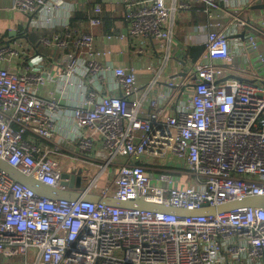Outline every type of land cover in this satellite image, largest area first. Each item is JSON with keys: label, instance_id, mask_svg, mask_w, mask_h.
I'll list each match as a JSON object with an SVG mask.
<instances>
[{"label": "built area", "instance_id": "1", "mask_svg": "<svg viewBox=\"0 0 264 264\" xmlns=\"http://www.w3.org/2000/svg\"><path fill=\"white\" fill-rule=\"evenodd\" d=\"M232 1L239 5L240 0ZM12 2L30 26L50 28L55 18L66 20L63 29L39 39L43 46L64 50L66 64L55 78L48 70L51 56H31L13 40L0 45V159L59 189H66L62 172L79 174L80 187L70 190L83 196L142 200L191 213L42 197L0 168V257L21 254L32 264H264V208L194 213L264 196V77L229 78L225 67L211 62L230 58L229 32L208 33L202 58L183 75L167 79L171 92L162 102L160 96L147 99L161 62L144 52L156 42L165 48L172 35L167 0H122L125 28L104 34L105 41L127 43L132 56L144 57L147 70L156 69L143 86L135 64L103 63L98 57L110 50L95 48L93 32L70 29L81 0ZM87 18L89 28L103 26L101 5L94 4ZM19 59L21 68L13 64ZM53 83L56 90L71 89L80 97L70 111L80 130L75 154L64 156L65 163L43 143L52 141L56 113L67 103L64 94L62 103L52 90L42 94ZM188 87L189 97L180 101ZM118 156L124 160L116 164ZM144 157L155 162L147 165ZM111 166L116 171L110 177Z\"/></svg>", "mask_w": 264, "mask_h": 264}, {"label": "crops", "instance_id": "2", "mask_svg": "<svg viewBox=\"0 0 264 264\" xmlns=\"http://www.w3.org/2000/svg\"><path fill=\"white\" fill-rule=\"evenodd\" d=\"M262 1L240 0L239 5L235 7L236 2L232 0L228 2L217 0L216 5H209L205 0H167L168 6L172 9V15L168 22V28L172 30V35L170 38L165 39V48L156 49V53L152 52L154 56L160 58L161 75L158 82L149 90L147 99H153L155 96H160L162 102L168 99L171 87L168 85L167 79L171 76L183 75L190 69L193 62L202 58L204 51L199 56L193 57L192 48L203 46L205 50L207 35L212 29L229 32L231 44L230 58L211 59L212 63L225 67L229 78L257 79L264 77V10L255 9V5ZM81 2L82 10L78 12L84 17H87V11H91L94 4H100L105 15V22L103 26L89 28L88 21H82L79 22L78 27H73L72 30L90 29L95 36V48L100 51L110 50L108 55L102 54L98 57L103 63L114 65L135 64L139 69L141 78L145 77L149 71L146 69V63L144 66L138 63L141 60L146 61L144 57L135 58L132 56L127 43L107 42L104 39L106 32H118L125 28V8L122 0H81ZM12 3V0H0V37L2 36L0 42L6 43L13 40L12 44H20L31 56L36 54L51 56V60L47 59L48 70L52 72L53 77L57 78L61 68L66 64L64 61L66 52L43 46L39 43V39L42 34H53L63 29V23L66 20L55 18V26L50 28L30 26V33L25 37L22 31L27 25L28 16L19 11L17 12L21 15H15L16 10L12 8ZM234 13H238L245 24H238L233 15ZM104 28L108 31H104ZM10 31H17L16 36L13 35L12 39L9 38ZM35 34L36 38L33 39L32 36ZM21 39L25 40L26 43H22ZM44 48H48L50 51L45 53ZM158 51L162 54H159ZM13 64L15 67L21 68L24 63L22 59H19L13 61ZM155 71L156 69H154L152 76ZM141 82L143 83L142 79ZM50 90L54 91L61 103L64 102L65 98L60 95H66L67 103L62 105L56 113L54 136L52 141H44V146L57 158L66 155L74 156L80 130L75 124L70 111L73 108V103L78 102L80 97L73 93L71 89H66L64 92L56 90L54 83L43 87L41 92L48 95L47 93ZM190 92L191 90L187 94L190 95ZM188 97L184 98L182 95L180 101L186 100ZM144 107L145 109L148 108V102H145ZM143 159L148 161L147 165L155 162L147 157ZM151 159L158 162L164 161V157H151ZM151 171L155 174V177H158V174H156L158 166L153 165ZM185 181L189 182L190 179L188 178Z\"/></svg>", "mask_w": 264, "mask_h": 264}, {"label": "water", "instance_id": "3", "mask_svg": "<svg viewBox=\"0 0 264 264\" xmlns=\"http://www.w3.org/2000/svg\"><path fill=\"white\" fill-rule=\"evenodd\" d=\"M258 10H264V0L260 2L259 4L255 5ZM30 24L28 23L24 30L22 31V34H27L29 31ZM17 31H10L9 36L10 38H13L16 36ZM14 35V36H13ZM0 168L4 169L14 180H16L19 183H23L28 185L30 188H32L39 196L47 197L51 199H70L75 200L79 198L96 201V202H103L107 204H113L117 207L121 208H141L146 209L150 211H158V212H166V213H173V214H189L191 211L189 210H179L175 209L170 206H164L159 205L151 202H146L142 200L137 201H125V200H116L111 197H101L96 195H82L77 190H70L79 188L81 184V176L75 175V174H68L67 172L61 173V185H64L66 189H59L51 185H47L43 183L40 180L35 179L32 176H27L19 172L15 167L11 166L8 162L0 159ZM243 206H252V207H262L264 208V196H251L242 200L234 201L231 203L224 204L222 206L217 207H205L203 209H200L198 211H195L194 213H203V214H215L219 212H226L229 210H232L237 207H243Z\"/></svg>", "mask_w": 264, "mask_h": 264}, {"label": "rangeland", "instance_id": "4", "mask_svg": "<svg viewBox=\"0 0 264 264\" xmlns=\"http://www.w3.org/2000/svg\"><path fill=\"white\" fill-rule=\"evenodd\" d=\"M15 15H21L19 12H15L14 13ZM24 15V14H23ZM26 16V15H25ZM22 19V18H21ZM22 21H23V19H22ZM1 35V34H0ZM2 37V36H1ZM0 37V38H1ZM24 38V37H23ZM22 43H26V41L25 40H23V39H21L20 40ZM2 43H4V42H2ZM1 42H0V44H2ZM158 47H159V44L156 42L155 43V45L154 46H149V47H147V49L145 50V52H144V55L147 57V56H149L152 52H155V50L156 49H158ZM158 53L159 54H162V52H159L158 51ZM134 57L135 58H142V56L141 55H139V54H135L134 55ZM40 59L41 60H44V57H42V55L40 56ZM138 63L139 64H141L142 66H144L145 65V63H146V61L145 60H141V61H138ZM55 69L57 70V68L55 67ZM154 73V69H152L151 71H148L147 72V74H146V76L145 77H143L142 78V80H146L147 82L150 80V78L152 77V74ZM145 81V82H146ZM191 88H187V90L185 91V93L183 94V97L184 98H186V97H188V95L189 94H187L188 92H189V90H190ZM59 162L60 163H65V159H64V156H60L59 158ZM124 160V158L123 157H121V156H118V157H116L115 158V160H114V163H116V164H119L120 162H122ZM78 166H85V164L84 163H82V162H75ZM184 170V166H183V169H182V171ZM97 171V170H96ZM95 171V172H96ZM116 171V166H111V172H110V177H111V175H113V173ZM160 173V172H159ZM156 174H158V173H156ZM108 176V173H105L104 174V179H105V177H107ZM171 176H172V178H174L175 180H176V183H177V185H178V182H177V174L176 173H171ZM189 179H190V177H189ZM190 182V181H189ZM188 182V183H189ZM156 184H158V182L156 183ZM104 185V181H101L100 182V186H103ZM186 185V184H185ZM0 264H32L31 263V260L30 259H27L24 255H21V254H18V255H16V256H13V257H11L10 259L9 258H7V259H5L3 256L2 257H0Z\"/></svg>", "mask_w": 264, "mask_h": 264}, {"label": "trees", "instance_id": "5", "mask_svg": "<svg viewBox=\"0 0 264 264\" xmlns=\"http://www.w3.org/2000/svg\"><path fill=\"white\" fill-rule=\"evenodd\" d=\"M96 4H98V3H96ZM87 20H88L87 17H84L81 13L76 12L74 18L71 19L70 29H73V27H78L79 26V22L87 21ZM104 31H108V30L104 28ZM29 33L30 32H28V34ZM32 37H33V39H35L36 38V34L33 35ZM44 51H45V53H48L50 50L48 48H44ZM203 51H204V47L203 46H201L200 48L193 47L192 48V55H193V57H197Z\"/></svg>", "mask_w": 264, "mask_h": 264}]
</instances>
